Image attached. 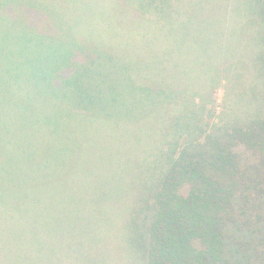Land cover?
I'll use <instances>...</instances> for the list:
<instances>
[{"label": "trees", "instance_id": "16d2710c", "mask_svg": "<svg viewBox=\"0 0 264 264\" xmlns=\"http://www.w3.org/2000/svg\"><path fill=\"white\" fill-rule=\"evenodd\" d=\"M14 1L18 13L11 9L8 25L27 44L57 54L50 63L54 91L64 89L94 105L122 88L138 97L148 121L162 129L156 187L125 224L134 264H264V109L240 110L239 62L229 60L228 50L207 53L214 44L213 38L207 42L208 33L239 46V16L243 29L259 30L264 49V0H213L193 13L183 8L187 0H113L100 11L94 0ZM205 11L210 14L202 16ZM81 14L80 34L75 23ZM196 17L211 64L204 57L194 60V51L180 41L182 20ZM110 21L123 29L111 31ZM5 69L0 63V72ZM212 76L218 78L210 82ZM222 78L228 112L219 113L214 103L219 115L207 121L210 92ZM15 206L10 200L7 210ZM17 259L14 264L35 262Z\"/></svg>", "mask_w": 264, "mask_h": 264}, {"label": "rangeland", "instance_id": "374dc122", "mask_svg": "<svg viewBox=\"0 0 264 264\" xmlns=\"http://www.w3.org/2000/svg\"><path fill=\"white\" fill-rule=\"evenodd\" d=\"M94 1L100 11L113 0ZM210 1L187 0L183 8L193 13ZM16 4L0 0V63L6 65L0 72V177L5 178L0 182V264L26 256L35 261L32 264H134L125 224L129 212L146 204L156 187L162 129L152 126L148 108L138 97L122 88L94 105L64 89L54 91L50 63L57 54L27 44L22 33L8 25L11 9L18 13ZM84 17L79 15L75 23L80 34ZM188 19L180 24V41L194 51L192 58L204 57L211 64L204 51L213 38L208 55L228 50L229 60L239 62L234 68L241 81L239 109L241 105L253 114L262 111L264 49L259 30L243 29L239 16V46H229V39L202 33L194 23L197 17ZM112 22H117L115 16ZM112 22L111 31L123 29V23L117 27ZM217 78L212 76L210 82ZM224 81L210 92L207 121L218 114L214 103L219 113L228 112ZM241 150L256 160L250 151ZM10 200L16 205L12 212L7 210Z\"/></svg>", "mask_w": 264, "mask_h": 264}]
</instances>
